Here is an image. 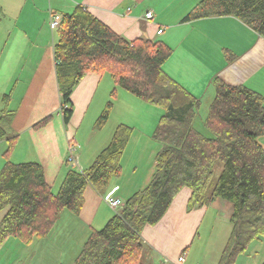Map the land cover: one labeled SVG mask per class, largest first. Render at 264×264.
Here are the masks:
<instances>
[{
  "label": "trees",
  "instance_id": "16d2710c",
  "mask_svg": "<svg viewBox=\"0 0 264 264\" xmlns=\"http://www.w3.org/2000/svg\"><path fill=\"white\" fill-rule=\"evenodd\" d=\"M220 16H233L264 38V0H202L184 21ZM57 34L54 58L66 125L74 114L72 94L88 74H110L116 90L163 110L153 134L163 148L151 182L124 202L103 229L90 234L75 264H147L143 230L164 218L184 188L192 191L188 211L216 199L234 205L233 229L219 264H235L253 241L264 238V147L259 142L264 136V97L216 79L206 136L195 128L201 101L163 70L171 54L166 45L143 38L129 41L81 5L62 16ZM112 108L109 102L97 125L108 122ZM1 124L0 117V139L7 137ZM133 132L120 124L93 165L84 171L72 168L58 193L47 183L42 164L8 161L0 171V212H5L0 244L10 237L26 245L47 238L64 211L80 215L88 186L101 195L110 193L122 173V157ZM15 139L10 138L6 155ZM219 163L223 168L216 180Z\"/></svg>",
  "mask_w": 264,
  "mask_h": 264
},
{
  "label": "crops",
  "instance_id": "0c3cea01",
  "mask_svg": "<svg viewBox=\"0 0 264 264\" xmlns=\"http://www.w3.org/2000/svg\"><path fill=\"white\" fill-rule=\"evenodd\" d=\"M201 1L0 0V117L7 132V137L0 139V171L8 161L40 163L47 183L58 193L72 169L67 163L70 141L78 146L79 170H87L110 144L120 124L132 127L134 132L122 157V173L114 179L109 192L114 190L123 205L149 185L156 170V157L163 146L153 139V134L162 111L124 89L116 90L110 74L84 77L72 94V120L69 125L64 123L51 12L63 16L81 5L129 41L143 38L163 43L171 50L164 72L199 99L201 108L213 102L216 79L245 86L264 97V38L233 16L184 21ZM149 12L154 15L152 19L146 17ZM36 13L41 15L37 17ZM112 97V127L96 135L98 118ZM49 117L47 123L36 127ZM84 122L87 131L79 135ZM10 138H16L14 148L6 155ZM106 195L88 186L80 215L64 211L57 224L63 217L65 222L75 224L72 232L80 242L88 239L118 212L106 203ZM191 195L189 188L182 189L164 218L156 226L144 228L142 237L148 248L145 256L152 260L150 264H203L204 259L192 256L197 233L211 214L231 221L232 203L216 199L210 206L188 211ZM4 215L0 212V223ZM12 239L16 238L10 237L1 245ZM184 253L185 260L181 262Z\"/></svg>",
  "mask_w": 264,
  "mask_h": 264
},
{
  "label": "rangeland",
  "instance_id": "374dc122",
  "mask_svg": "<svg viewBox=\"0 0 264 264\" xmlns=\"http://www.w3.org/2000/svg\"><path fill=\"white\" fill-rule=\"evenodd\" d=\"M36 14L37 17L41 15L40 13ZM54 40L58 41L57 30L54 31ZM109 102L113 104L114 108L115 100L113 97L106 101L105 107H107ZM113 108L108 122L103 126L97 125L94 128L96 135L102 134V130L103 132H107L110 130V126L112 127L114 122V117L111 116ZM209 108V104H204L198 111L195 122V128L206 136H210L205 127ZM1 126L6 129L5 124L2 123ZM86 126L84 122L83 127H80L79 135H84L86 133ZM90 134L89 132V135ZM96 138H98V136H96ZM259 141L264 145V136L261 137ZM222 168L223 164L219 163L215 169L216 180ZM229 221L230 220H227L225 217L223 218V216H218L216 214L209 215L208 220L197 233L194 247L192 248V256L204 259L203 264H216L220 261L222 252L233 229V225L231 221ZM60 222V225L57 224L47 238L35 239L32 245H26L17 239H12L7 245L0 244V264H75L87 238H83L80 242L79 236L74 235L72 232L73 228H75V224L65 222L63 217ZM63 223L66 226H63ZM58 228L63 229L56 233ZM42 246H44L43 249H41ZM147 250L148 248L146 247L145 251L148 255ZM144 261L150 264L152 260L145 256ZM235 264H264V238L253 241L246 252L238 256Z\"/></svg>",
  "mask_w": 264,
  "mask_h": 264
},
{
  "label": "built area",
  "instance_id": "2783aa9c",
  "mask_svg": "<svg viewBox=\"0 0 264 264\" xmlns=\"http://www.w3.org/2000/svg\"><path fill=\"white\" fill-rule=\"evenodd\" d=\"M153 13L152 12H149L147 13L146 17L148 19H152L153 18ZM62 23V16L59 15V14H56L54 12H51L50 13V26H51V29L52 31H55L57 30L60 25ZM163 30L161 29L159 31V33H162ZM77 152H78V146L76 144H74L72 141H70L69 145H68V156H67V163L72 166V168H75L77 170H79V162H78V155H77ZM80 171H83V170H80ZM115 192L114 190L111 191L110 193H108L106 196H105V201L106 203L113 209L115 210H119L122 206V202L120 201V199L116 198L115 197ZM185 260V254H183L181 257H180V261L181 262H184ZM165 264V263H164Z\"/></svg>",
  "mask_w": 264,
  "mask_h": 264
}]
</instances>
